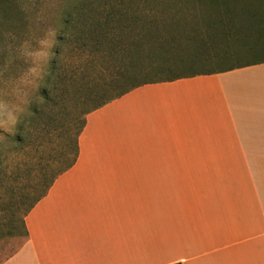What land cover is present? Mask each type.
Wrapping results in <instances>:
<instances>
[{
	"label": "crops",
	"instance_id": "obj_1",
	"mask_svg": "<svg viewBox=\"0 0 264 264\" xmlns=\"http://www.w3.org/2000/svg\"><path fill=\"white\" fill-rule=\"evenodd\" d=\"M264 62L140 85L86 115L0 264H264Z\"/></svg>",
	"mask_w": 264,
	"mask_h": 264
},
{
	"label": "trees",
	"instance_id": "obj_2",
	"mask_svg": "<svg viewBox=\"0 0 264 264\" xmlns=\"http://www.w3.org/2000/svg\"><path fill=\"white\" fill-rule=\"evenodd\" d=\"M229 2L75 0L68 3L56 36L58 45L53 49L50 71L40 92L43 102L34 105L31 120L41 112L40 106L46 107L47 112L43 108L42 112L50 121L54 120L50 115L51 104L61 91L57 81L59 73L62 79L63 70H69L68 79L77 83L73 85L77 91L72 98L74 109L54 128L59 139H55L50 154L35 159L33 169L37 173L16 191L19 200L28 198L19 219L24 238L27 235L24 216L47 193L57 175L74 163L78 136L87 113L143 84L264 62L263 51L258 53L256 43L242 41L250 34L238 27L236 21L241 14L245 17L252 13L248 10L250 5L246 8L241 5L238 14ZM249 18L245 17L248 21L242 26H249ZM173 51L179 52L174 58ZM59 96L61 100L60 93ZM23 131L25 126H20V133L13 137L16 145L25 139Z\"/></svg>",
	"mask_w": 264,
	"mask_h": 264
},
{
	"label": "rangeland",
	"instance_id": "obj_3",
	"mask_svg": "<svg viewBox=\"0 0 264 264\" xmlns=\"http://www.w3.org/2000/svg\"><path fill=\"white\" fill-rule=\"evenodd\" d=\"M73 1L0 0V121L3 122V130H0V261L24 242L19 219L28 198L19 200L16 191L25 187L27 180L37 173L33 169L35 159L50 154L55 139H59L54 128L61 125L74 109L72 98L77 91L73 85L77 83L68 79L71 75L69 70H63L62 79L60 73L58 81L56 77L61 87L57 92L62 99L59 100L58 93L56 102L51 104L50 115L54 120L50 121L42 112L43 106H40L41 112L36 119L31 120L34 105L43 102L40 92L50 71L53 49L58 45L56 36L62 27L61 20L67 5ZM229 1L237 13L241 5L244 8L250 5L248 10L252 13L247 12L249 15L245 16L250 17L249 26H242L248 21L243 14L238 15L236 21L238 27L250 34L242 41L256 43L258 53L263 51L264 55V0ZM207 7L204 2L203 8ZM178 53L173 51L171 56L174 58ZM43 109L47 112L46 107ZM20 126H25V139L21 145H16L13 137L20 133ZM250 164L258 172L259 184L264 186V162Z\"/></svg>",
	"mask_w": 264,
	"mask_h": 264
},
{
	"label": "clouds",
	"instance_id": "obj_4",
	"mask_svg": "<svg viewBox=\"0 0 264 264\" xmlns=\"http://www.w3.org/2000/svg\"><path fill=\"white\" fill-rule=\"evenodd\" d=\"M51 35H52V36H53V38H54V35H55V33L53 32ZM12 123L14 124V123H15V121H12ZM2 125H3V122H2V121H0V130H3V127H2Z\"/></svg>",
	"mask_w": 264,
	"mask_h": 264
}]
</instances>
